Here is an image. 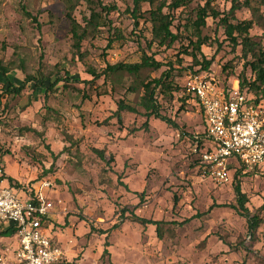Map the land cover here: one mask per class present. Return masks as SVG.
<instances>
[{"label":"rangeland","instance_id":"obj_1","mask_svg":"<svg viewBox=\"0 0 264 264\" xmlns=\"http://www.w3.org/2000/svg\"><path fill=\"white\" fill-rule=\"evenodd\" d=\"M101 1L115 10L107 14L96 8L104 25L82 43L79 57L72 48L66 0H0V60L9 69L13 86H20L26 77L54 80L66 74L88 82L65 88L60 83L47 96L29 83L16 96L6 92L13 88L0 74L1 174L28 192L41 190L54 203L53 236L67 264H264V222L252 238L246 219L237 211L211 209L236 205L234 170L231 182L218 184L201 173L199 155L194 153L195 139L205 132V123L187 91L189 76L200 68L184 52L188 48L192 52L190 40L197 41L188 23L208 1L221 14L229 12L231 3L193 0L177 11L165 9L175 19L172 31L179 34V41L166 49L151 44L149 11L155 8L143 4L141 17L135 18L134 0ZM251 5L258 12L250 37L264 46V6L255 0ZM22 6L37 18L40 28L23 15ZM91 11L81 0L74 18L84 26ZM235 16L239 22L253 19L246 7ZM206 24L201 34L208 42L202 53L214 62L209 72L197 75H207L223 88L236 86L242 73L253 82L251 56L245 58L241 47L233 48L219 20L210 17ZM115 32L124 39L107 49ZM144 55L154 57L162 68L146 69L138 77L124 73L95 82L88 73L90 68L102 73L109 65L140 63ZM164 72H171L174 86L180 89L157 96L162 115L175 127L151 118L143 130L141 83L159 79ZM130 87L137 91L129 92ZM246 95L259 99L264 109V92L263 98L249 91ZM122 100L140 113H123V127L116 119L101 125ZM134 129L138 131L132 134ZM94 150L103 151L105 160ZM110 157L114 161L108 163ZM240 179L246 207L256 213L264 204V165L246 171ZM124 208L141 218L169 223L163 239L157 237L155 227L131 221L112 229L120 223ZM91 226L109 230L108 254L104 255L106 235H90ZM18 248L12 232L0 238V256L11 258Z\"/></svg>","mask_w":264,"mask_h":264},{"label":"trees","instance_id":"obj_2","mask_svg":"<svg viewBox=\"0 0 264 264\" xmlns=\"http://www.w3.org/2000/svg\"><path fill=\"white\" fill-rule=\"evenodd\" d=\"M81 0H66V19L70 22L71 27V41L72 48L75 51V54L79 57H82L81 47L82 43L93 33L97 32L99 28L104 25L102 22L101 13L96 12V8H100L101 12L110 13L115 10V8H110L104 6L101 0H83L87 2L91 8V15L89 19H85V25H81L74 18V11L77 8L78 2ZM193 0H171V4L167 5V0H134V9L132 15L135 18L141 17V6L143 4H148L151 7L155 8L149 11L150 14V24H151V34H152V42L151 44H156L160 48L170 49L173 47L175 43L179 41V34H175L172 31L174 25V16L169 12L165 13V9H169L172 11H177L181 7H187ZM231 3V9L228 13L221 14L214 8H212L211 3L208 1L206 5L202 8H198L196 10L195 17L196 19L188 24L193 28V31L196 33L197 41L193 42L189 41V47L192 49V52L189 53V48L185 49L184 52L188 54L193 61L194 66L200 67L199 70H196L194 74H199L201 72H209L211 66L214 62V59L208 60L202 53V46L205 45L208 41L205 37H202L201 29L207 26V19L212 18L214 20H219V23L225 29V34L230 44L234 49L238 47L242 48V54L245 58L251 56L253 59L252 62L248 63V66L251 68L255 80L250 82L247 80L246 76L242 73L241 78L238 79V85L241 92L247 91L254 93L256 96H260L264 92V46H262L261 42H254V40L250 37V31L253 29L255 24L254 19L257 15L258 9L252 7V0H226ZM258 1L261 6H264V0H255ZM248 8L253 13L252 20H245L239 22L235 16L237 11H240L243 8ZM23 15L31 19L33 22H36L38 28L40 25L38 24V20L34 17L25 6H22ZM138 25V22H136ZM116 38L114 40H110L107 46V49H110L114 43V41H123V36L115 32L114 36ZM199 55L202 56L201 61L199 60ZM162 68V64L155 60L154 57H149L144 55L140 63L128 64V63H119L113 66H108L102 73H98L95 69H88L89 75L93 78L92 82L99 80L101 77H105L106 79L111 75H122L127 73L130 76L138 77L140 73L146 69L160 70ZM10 73L9 69L3 65V62L0 60V74L3 76L6 81L9 82V86L13 88L8 89L6 92L8 94L20 95L26 86L29 83H34L35 89H43L46 96L49 95L53 90L57 89L60 83L63 84V87H70L73 83H88L86 81H78L72 80L68 74L64 78H36V77H26L25 81L22 82L20 86H13L12 82L8 78V74ZM171 72H164L159 79H154L147 83H141V88L144 90V95L142 96L139 105L145 110L144 116L146 117V122L143 124L141 129L147 130L149 126V120L151 118H155L161 120L162 122L168 123L170 126L175 127V122L171 121L169 118H166L161 113V105L158 101L157 96L159 94H169L170 92H179V88L174 86L173 81L171 80ZM160 91L158 92V90ZM245 89L247 91H245ZM129 92L135 93L137 90L135 87H130L128 89ZM198 104V100L193 97ZM250 102L254 105H259V99L253 100V98H249ZM199 106V105H198ZM123 113L130 114H139L140 112L136 107L127 104L125 101H120L117 105V110L114 112L112 116H110L107 120H105L101 125H108L111 120L116 119L118 125L123 127ZM202 113V111H201ZM205 123V122H204ZM34 132V130H30ZM138 130H132L131 133L134 134ZM36 133V132H34ZM207 136L206 132L195 139L194 147H197V154H201L207 147ZM94 152L102 159L105 160V155L103 151L94 150ZM114 161L113 157H110L108 163ZM197 164L200 165V170L203 175L209 177L206 174L205 170H203L204 165L201 163V158L197 159ZM264 165V164H262ZM261 166V165H260ZM260 166H256L252 171H256ZM234 169V192L236 195V205L229 206H212L214 207H230L238 212V214L245 218L248 224V232L252 238H254L257 230L260 225L264 222V204L257 210L256 213H252L246 207L248 203V198L246 194H244L241 190V179L240 176L245 175L247 170L243 167H237ZM4 180L8 181V186L10 188H16L18 190H26V188L22 187L18 182H16L13 178L8 177ZM39 179V178H38ZM34 191L28 192L33 193ZM144 194H141L143 198ZM175 203L178 202V198L174 199ZM129 214V215H127ZM120 223L113 226L112 229H117L120 224L125 221H131L132 223L139 224L143 227L153 226L156 228L157 237L162 240L164 237V227L169 225V223L165 221H154L145 218H141L137 216L134 212H129L126 208L120 211L119 216ZM189 221V220H188ZM185 221L184 223H188ZM51 221H47L46 224H51ZM181 223L179 225H184ZM55 227H53L54 231ZM15 234V230L13 228H9L7 230L0 229V238L8 235V233ZM97 232L99 235H106V249L104 251V255L108 254L107 248L109 247L108 236L109 230H96L93 226H91L90 235ZM60 264H67L66 260L61 262ZM74 264V263H72Z\"/></svg>","mask_w":264,"mask_h":264},{"label":"built area","instance_id":"obj_3","mask_svg":"<svg viewBox=\"0 0 264 264\" xmlns=\"http://www.w3.org/2000/svg\"><path fill=\"white\" fill-rule=\"evenodd\" d=\"M187 91L202 111L207 147L203 171L218 184L231 182L233 168L252 171L264 164V109L250 102L239 85L223 88L207 75L191 74ZM197 154V147H194ZM54 203L41 190L10 188L0 170V229L13 228L19 248L0 264H60L65 254L54 239Z\"/></svg>","mask_w":264,"mask_h":264},{"label":"crops","instance_id":"obj_4","mask_svg":"<svg viewBox=\"0 0 264 264\" xmlns=\"http://www.w3.org/2000/svg\"><path fill=\"white\" fill-rule=\"evenodd\" d=\"M52 225H53V227H55V226H54V222H53V218H52ZM52 235H53V233H52ZM53 237H54V236H53ZM54 239H55V237H54ZM58 244H59V243H58Z\"/></svg>","mask_w":264,"mask_h":264}]
</instances>
